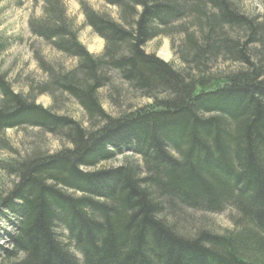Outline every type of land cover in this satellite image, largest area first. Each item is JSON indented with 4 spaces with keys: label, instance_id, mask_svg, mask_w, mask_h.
<instances>
[{
    "label": "trees",
    "instance_id": "trees-1",
    "mask_svg": "<svg viewBox=\"0 0 264 264\" xmlns=\"http://www.w3.org/2000/svg\"><path fill=\"white\" fill-rule=\"evenodd\" d=\"M42 1L32 35L76 64L41 63L46 80L27 95L0 73V148L20 129L64 147L0 162L16 179L0 195L15 217L10 264H264V14L246 0H102L116 20L78 0L105 44L94 56L64 0ZM161 37L179 69L145 52ZM125 95L152 103L125 107ZM125 151L140 162L97 170ZM227 212L232 229H213Z\"/></svg>",
    "mask_w": 264,
    "mask_h": 264
},
{
    "label": "rangeland",
    "instance_id": "rangeland-1",
    "mask_svg": "<svg viewBox=\"0 0 264 264\" xmlns=\"http://www.w3.org/2000/svg\"><path fill=\"white\" fill-rule=\"evenodd\" d=\"M92 10L108 14L114 19H118V10L113 6L107 5L102 0H83ZM67 15L71 18L78 30L79 42L86 50L94 55L100 56L104 51V41L97 36L94 31L86 23L85 15L81 9L78 0H64ZM42 0H1L0 1V36L8 42V49L0 55V73L4 74L12 84L16 93L29 94L32 86L41 84L46 80V75L42 71L41 63L57 68L63 65L69 68L76 64L73 59L66 58L54 51L50 46L40 39L35 38L30 30V21L39 18L42 15ZM245 11L250 15H263L264 9L259 0H246ZM147 54L156 55L160 60L172 63L177 69L182 64L171 48V41L167 37H161L148 43L145 47ZM39 59V60H38ZM221 65L218 69L225 70L227 67ZM220 71V70H219ZM35 87V88H36ZM127 99H120L121 102L126 101L124 106L138 105L144 107L152 103L151 100L142 99L134 101L129 96ZM36 104L44 109H50L53 101L50 96H38ZM103 108L111 115H116L118 109L113 103L102 97ZM65 113L80 121L84 127H87V119L81 108L73 103H64ZM6 142L10 149L2 146L0 148V162L11 161L18 157L32 154L35 150H40L48 154H54L64 147L59 138L52 135H43L39 130L20 129L8 130L4 134ZM140 162L139 156L134 155L130 151H125L123 155L118 156L115 160L103 163L97 170L101 168H118L126 165V163ZM16 181L0 170V195L4 194L12 188ZM0 264H10L8 261L9 253L13 250L11 235L16 233L12 223L15 221L10 213H6L0 205ZM4 215V216H3ZM5 215L7 217H5ZM213 229L218 232H224L232 229L229 219V213L209 218Z\"/></svg>",
    "mask_w": 264,
    "mask_h": 264
}]
</instances>
